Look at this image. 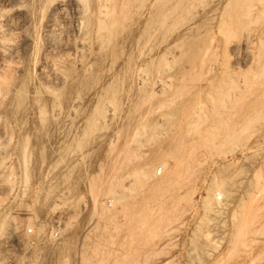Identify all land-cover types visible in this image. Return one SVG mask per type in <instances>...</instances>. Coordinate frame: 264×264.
<instances>
[{"label":"rangeland","instance_id":"obj_1","mask_svg":"<svg viewBox=\"0 0 264 264\" xmlns=\"http://www.w3.org/2000/svg\"><path fill=\"white\" fill-rule=\"evenodd\" d=\"M237 1L226 6L233 30L224 22L222 29L226 41L240 38L239 48L214 54L202 45L194 58L197 67L222 70L201 72L175 58L160 74L172 90L158 93V76L139 64L131 76L137 86L119 91L114 111L107 103L96 109L99 123L84 108L66 116L47 104L45 114L59 117L42 120L31 102L22 112L1 99L0 264H264V0ZM0 8L10 15L0 75L60 87V76L48 72L57 62L73 72L64 56L80 39L70 12L57 13L48 33L42 20L13 17L9 0ZM236 13L249 21L234 30ZM212 78L215 89L197 88Z\"/></svg>","mask_w":264,"mask_h":264},{"label":"bare ground","instance_id":"obj_2","mask_svg":"<svg viewBox=\"0 0 264 264\" xmlns=\"http://www.w3.org/2000/svg\"><path fill=\"white\" fill-rule=\"evenodd\" d=\"M9 1L11 2V5L15 12V14H13V17L19 19L21 17V20H23L21 22H25V23L33 22L34 20L37 19L42 20L43 26L46 28V31L48 33L52 32L53 29H55V26L58 24L56 20L57 13H61L62 11L66 12V10H68L70 12L72 24L75 26L74 28L77 29V34L75 39H77V37L80 39L79 44L76 43H73V45L71 44L73 47V55L70 56L68 54L64 56L66 57V60L64 59V62L66 61L67 63H69L73 71L72 74H69L68 71H65L64 69H63L64 71H62V68L67 67L66 66L67 64L64 67L60 65V63L63 64L62 62L59 63L61 68L57 67L58 66L57 65L58 62H57L56 64L57 66L55 64H52L53 69L51 68L50 71L48 72V73H55L57 74V76H60L61 83H60V87L58 88H54V86L51 85L49 86L47 84L41 85L39 82L36 81V79L35 81L32 79L28 80L27 75H26L27 78L25 79L24 77L25 75L23 76V74L21 75L24 78L18 76L20 79H16L17 77L14 78L11 75H7L5 73L0 75V90H2V96L0 97V104L2 103L1 99L3 97L4 98L6 97L9 100L10 104H12V106L14 105L15 108H19V109L21 108L20 110L22 111L23 110L22 107L28 105V103L31 102V106H33L31 107V111L33 109L32 113H35L37 115V116L34 115L36 118L39 117L41 119L46 118L47 120H52L53 118L54 120V115L56 116L58 113L51 115L50 113L53 112L52 110L49 113L47 112V114H45L44 112V107L47 104H51L50 105V107L52 106L51 109H53V106H57L58 108L55 107L56 109H59L57 110V112H59L60 115L64 114L65 112L66 116H68V114L71 113L70 111H69L70 113H68V109L71 110L73 113H76L78 109L84 108L86 113L85 115H87L88 119H90L88 121L95 122L97 120L96 122H98L99 118L98 115L96 114V109L99 110L102 109V107L105 106L106 103L112 106V110L113 108H117L116 98L118 96L119 91L125 85L128 86L129 88H135L137 86V83L133 81L131 76L132 74H134V69L139 64H146L149 65V68H152V71H154L158 76L155 84V92L165 93L167 91H171L172 90L171 88L173 87L174 84L171 80L162 78L160 74L163 71H169L171 69L170 63L175 58L178 57L181 59L184 58L186 60L187 67H190V65L191 66L194 65L196 55L198 53H201L202 49L200 47L202 45H204L203 46L204 50L209 49L212 51V53L215 52L214 54H217L216 52L224 53V51L225 52L235 51V49L239 48L241 44L239 40L240 38L238 39V41L235 39L234 40L230 39L229 41H226V39L223 37L226 35L223 34V29H222L223 22L225 23L224 27L227 26V28H225L226 31L229 27V25H226L227 23L229 24V22L226 20V18H228L226 16V12H227L226 6H228L227 9H229V6L230 9H232L231 5L234 8L233 4H235L237 0H9ZM244 4L246 5L247 3L244 2ZM239 9L242 8L239 7ZM244 10H245L244 12H246V10L249 9L248 8L246 9L245 7ZM2 11L3 9L0 8V42L4 43L9 40L7 39V32H5L6 31L5 26L10 20L9 19L10 15ZM249 11L247 12V14H249ZM18 13H21V16H18ZM237 13L236 15L234 14L235 16L233 18L235 19V23L234 24L231 23V26L234 25V27L235 26L237 27V28L235 27L236 29L233 27L234 30H237L238 26H240L241 23L243 24L244 22L249 21L248 20L249 15L248 16L247 14L244 15L243 18H245L246 16L245 18L246 21H244V19L239 18L240 15L237 16ZM228 16L230 15L228 14ZM225 20L227 21V23ZM202 25L207 26L206 27L207 30H205L206 33L203 39L201 40L200 39L201 30L199 31V29ZM231 28H229L228 31L233 30ZM202 30L204 31V27ZM21 35L23 36V38L21 39L25 40V44H26V40L29 39L30 34L26 35V33H24ZM31 37H33V35H31ZM243 38L245 39L243 40L242 44L246 49L247 48L246 44H248V42H250L251 39L249 35ZM31 40L33 41V39ZM88 40H90V42L91 40L95 41L96 46L89 43ZM229 52L228 54H230ZM202 54L204 55V53ZM200 61L202 62V60H199V62ZM204 64L201 65L199 64L198 67L194 65V67L196 66V68L199 69L201 72L218 73L220 70H222V67L224 66V65L220 66L221 64L216 65L214 63L208 65L207 64L204 65ZM19 69L20 71L24 72L21 68ZM25 73L27 72L25 71ZM89 73L93 75L91 79H89L88 77V75H90ZM178 79L179 82L183 80V78H178ZM213 80H214L213 78L211 80L209 79L205 83L204 87L198 85L197 88H199L200 90H204L205 87L207 88L209 87L212 89L213 87H215L213 84L215 82ZM216 85L218 86L217 83ZM66 105L68 107H66ZM88 106L93 108L89 111V114H88ZM28 107L29 105L27 106V109ZM23 108H26V106ZM65 109H67V114ZM21 111L19 112V114L21 113ZM17 115L18 114H16V116ZM76 115L78 114L76 113ZM22 116L20 115V117L22 118L21 121L25 118V116L24 118ZM57 116L59 117V115ZM23 122H21V124H24ZM32 127H34V125ZM88 128H90V125L88 126ZM65 131L68 130L66 129ZM92 132H95V130ZM77 133L78 132H76V134ZM82 133L84 134V131ZM24 147L26 149V146ZM153 160L159 162L161 167L164 168L165 172L169 170V166L166 160L158 156H155ZM50 176L51 175H49V178ZM149 176H151V178L153 179H156V170L155 172L151 173ZM216 198H221V195L219 193H216Z\"/></svg>","mask_w":264,"mask_h":264},{"label":"built area","instance_id":"obj_3","mask_svg":"<svg viewBox=\"0 0 264 264\" xmlns=\"http://www.w3.org/2000/svg\"><path fill=\"white\" fill-rule=\"evenodd\" d=\"M159 170V169H158ZM58 226V224L57 223H55V227H57ZM58 234V232H57V230L55 229L54 231H53V235L54 236H56Z\"/></svg>","mask_w":264,"mask_h":264},{"label":"crops","instance_id":"obj_4","mask_svg":"<svg viewBox=\"0 0 264 264\" xmlns=\"http://www.w3.org/2000/svg\"><path fill=\"white\" fill-rule=\"evenodd\" d=\"M181 251H183V249H180Z\"/></svg>","mask_w":264,"mask_h":264}]
</instances>
